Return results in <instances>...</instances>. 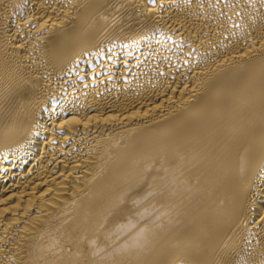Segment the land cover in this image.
Instances as JSON below:
<instances>
[{"label": "bare ground", "instance_id": "1", "mask_svg": "<svg viewBox=\"0 0 264 264\" xmlns=\"http://www.w3.org/2000/svg\"><path fill=\"white\" fill-rule=\"evenodd\" d=\"M0 264H264V0H0Z\"/></svg>", "mask_w": 264, "mask_h": 264}]
</instances>
